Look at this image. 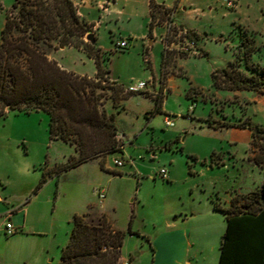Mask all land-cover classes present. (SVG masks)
<instances>
[{"label": "rangeland", "instance_id": "1", "mask_svg": "<svg viewBox=\"0 0 264 264\" xmlns=\"http://www.w3.org/2000/svg\"><path fill=\"white\" fill-rule=\"evenodd\" d=\"M13 3L0 0V33ZM196 9L198 12L188 17L177 12L175 21L208 38L203 39L207 55L187 58L173 52L180 58L179 68L167 99L162 102L157 94L162 113H155L154 103L140 94L113 106V93L109 89L104 93L101 109L113 116L120 152L106 156L103 169L94 160L58 173V167L75 152L62 141L50 140L48 115L42 111H8L0 118V210L20 209L22 213L15 234L0 233V264H57L72 230V217L85 214L90 207L105 213L124 233L121 254L130 264H153L151 242L171 209L199 213L207 201L216 202L235 189L246 193L262 181L261 169L249 159L259 162L258 158H263V137L253 139L248 127L264 125V113L210 89L212 70L223 66L229 56V50L213 39L219 40L224 33L225 43L231 46L237 40L238 44L245 37L243 30L234 26L233 17L228 16L231 11L221 1L198 2ZM136 16L130 23L120 19L116 23L119 30L113 23V34L103 28L99 32L102 39L98 45L111 53L114 78L125 91L122 97L129 95L128 85L149 75L151 66L160 70L161 45L152 50L150 65L139 41L120 39L127 35L124 31L137 26L140 19L138 13ZM121 40L126 41V48L115 51L116 42ZM84 43L88 44L86 38ZM58 50H47L48 58H61L69 66L79 63V50ZM170 66L174 71L175 64ZM89 67L84 62L83 68L89 71ZM165 117L173 122L172 128L164 125ZM215 118L232 129L216 134L205 130V119L217 127ZM212 149L222 153L223 165L216 164ZM113 160L123 166L115 167ZM160 169L171 170L172 178L162 180L157 175ZM43 173L46 176L41 183ZM103 189L105 199L100 204L96 192ZM249 194L237 195V201ZM23 210H28L26 217ZM7 222L0 218V230ZM173 262L174 257L169 263Z\"/></svg>", "mask_w": 264, "mask_h": 264}, {"label": "trees", "instance_id": "2", "mask_svg": "<svg viewBox=\"0 0 264 264\" xmlns=\"http://www.w3.org/2000/svg\"><path fill=\"white\" fill-rule=\"evenodd\" d=\"M161 9L150 0L149 33L156 18L164 20ZM89 32L71 0H14L0 33V118L8 111L46 113L50 140L62 141L75 152L58 167V173L94 160L103 169L104 158L120 152L113 116H107L101 106L108 89L113 93V106L131 94L122 97V88L108 82L97 50L84 43ZM243 32L245 37L234 48L233 59L211 72V87L262 95L264 66L252 60L257 46ZM62 48L84 50L94 60L95 76L63 70L48 58L47 50ZM168 54L163 50V62ZM161 103L154 100L155 113H160ZM206 122L212 125L209 119ZM231 126L223 122L215 128ZM248 129L253 139L261 136L264 143V127ZM243 201L237 211L232 207L221 210L213 203L226 224L218 264H264V180ZM123 241L124 233L113 227L106 214L90 207L85 214L72 217V230L57 264H119Z\"/></svg>", "mask_w": 264, "mask_h": 264}, {"label": "crops", "instance_id": "3", "mask_svg": "<svg viewBox=\"0 0 264 264\" xmlns=\"http://www.w3.org/2000/svg\"><path fill=\"white\" fill-rule=\"evenodd\" d=\"M209 1L212 0H152L156 6H160L171 11L172 21L176 26L189 31L194 35L190 37L194 39L196 47L192 54L187 58L206 56L207 51L204 50L205 43L203 39H206L205 41H207L208 38L202 37L197 29L187 28L179 23H176L175 15L177 12H180L186 17L191 16L198 12V9H196L198 2L200 3ZM213 1L215 3L221 1V4L231 11V14H228V16L233 17L232 23L234 26H240V29H242L246 35L254 38L257 46V52L253 55L252 60L254 62H258L261 66H264V0ZM227 1L233 2L235 4L234 7H228ZM72 2L77 9V15L79 16V19L89 27L90 32L88 34H92L94 42L92 43L88 41V44L97 50L98 55L100 52H107L106 49H103L98 45L99 39H102V35L99 33L100 30L103 28L110 34H113L115 30V28L112 26L113 23L119 30V27L118 25L116 26V23L120 19L126 18L130 23L132 19L137 18L136 14L138 13V18L140 21L137 22V26L124 31L127 35L120 39L125 38L127 40L131 39L139 41L143 46L144 56L146 57L148 64L151 63L150 56L154 48L161 45L162 52L160 58V70L157 71L151 66L149 75L146 76L145 79H140V81H152V86L149 88L148 93L134 94H140L145 98H149L153 103L157 97V94H161L162 102L166 100L168 92H170L174 86L173 82L174 77L176 76L175 72L176 68H179L178 61L180 58L171 52L166 55V58L163 62L162 53L165 48L163 40L166 36L167 30L163 25V22L158 21V18H156L153 22L152 30L149 33V25L151 23L150 0H75ZM224 38L225 35L223 33L220 34L219 40L213 39L214 43H219V45L224 47L226 51L229 50V56L228 58L224 59L225 63L220 68L224 67L233 59V50L237 45V40L236 43L234 42L235 44L233 43L230 46L225 43L226 38ZM72 50L80 51V58L78 61L81 63L80 65L79 63H73L72 66H69L68 63L64 62L63 59H57L53 57L54 61H56L58 66L63 70L71 71L80 76H94L96 73L94 60L89 58L84 50L62 48L57 52L63 53L70 52ZM84 62L86 65H90L89 71L83 68ZM100 63L103 70L106 72L110 83L117 84L113 75L114 68L113 70L111 69L110 59L105 62L100 61ZM171 64H175L174 71H172L174 66L171 67ZM210 89H213L211 84ZM124 92L125 91L123 90V93ZM219 92H222L224 97H236V99L244 101L246 105L252 107L255 111L264 113V94L261 95L255 92L243 90L215 91V93H217L216 95H219ZM160 112H163L161 106ZM214 120L217 123L216 126H222L223 122L220 123V120L217 118ZM204 124L206 126L205 130L209 132L212 131L214 134L217 132H222L223 130L232 129L228 127H218L217 129L213 128L212 126L209 127L206 119ZM261 126L264 127V125ZM250 141L251 139L248 141L249 148L251 146ZM212 153L216 154V157H214L217 159L216 164L223 165L224 161L222 159V153L218 152L217 149H212ZM248 155L249 154H247V158ZM252 155L250 157H252ZM258 160L260 163L257 161L255 162L254 159L250 158L249 163L252 165V162H254L253 165L261 169L260 173L263 174V181L264 154L263 158H258ZM168 174V180H170L173 176V173L171 170H169ZM262 181L246 193L237 192V189H235L227 197H218L216 202L212 200L207 201L204 205L200 206L199 213H194V211L188 209H171L169 214L166 215V223H164L163 226L156 232L154 235V240L151 242V248L153 250V264H168L170 259L173 257L174 262L169 264H218L220 254L219 248L222 236L226 229V224L223 214L220 211L214 209L213 203H216L218 208L221 210L232 207L234 211H237V209H241L242 204L245 203L243 200L237 201V195H245L255 191L261 185ZM9 212H11V215L8 221H10L14 227L19 226L18 224L20 221V216L22 215L20 209L0 210V218L3 217L6 220V216ZM23 213H25L24 217H26L28 210H23ZM1 232L2 231H0V233ZM120 260L122 261L127 259L121 254Z\"/></svg>", "mask_w": 264, "mask_h": 264}, {"label": "built area", "instance_id": "4", "mask_svg": "<svg viewBox=\"0 0 264 264\" xmlns=\"http://www.w3.org/2000/svg\"><path fill=\"white\" fill-rule=\"evenodd\" d=\"M234 3L231 1H227V6L230 8L234 7ZM162 12H164V20L163 25L165 26L167 33L163 40L165 48L167 53H171L176 51L178 55L188 57L192 54V52L195 50L196 43L194 39H192L189 35V31L176 26L172 21V13L170 10H166L164 8L161 9ZM159 21V20H158ZM127 43L125 40H121L118 43L115 44V51L116 50H123L126 48ZM111 53L107 52H100L99 53V60L101 62H105L109 59ZM108 80V77H107ZM110 83V80H108ZM152 86V81H140L136 83H132L128 85L126 88V91L130 94L134 93H141L146 94L148 93L149 88ZM191 110L193 108H190ZM164 125L167 128H172L174 126L173 122L168 118H164ZM119 148V146H118ZM113 165L117 168H120L123 166L122 162L118 160H113ZM157 175L162 180H168V173L165 169H160ZM96 195L100 201V203L105 199V190H97ZM11 212H9L6 216L7 220L10 219ZM2 231L6 236H11L16 233L17 229L12 225L10 221H8L4 227L0 230ZM119 264H130L129 260H120Z\"/></svg>", "mask_w": 264, "mask_h": 264}, {"label": "water", "instance_id": "5", "mask_svg": "<svg viewBox=\"0 0 264 264\" xmlns=\"http://www.w3.org/2000/svg\"><path fill=\"white\" fill-rule=\"evenodd\" d=\"M85 38L87 41L94 42L92 34H88Z\"/></svg>", "mask_w": 264, "mask_h": 264}]
</instances>
